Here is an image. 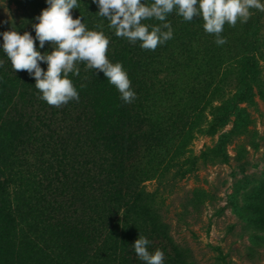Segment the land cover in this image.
I'll return each mask as SVG.
<instances>
[{
  "label": "trees",
  "instance_id": "trees-1",
  "mask_svg": "<svg viewBox=\"0 0 264 264\" xmlns=\"http://www.w3.org/2000/svg\"><path fill=\"white\" fill-rule=\"evenodd\" d=\"M13 1L30 10L14 28L35 38L32 24L47 0ZM78 4L73 18L82 15L89 30L109 38L107 56L122 63L137 99L125 103L103 72L80 63L79 76L69 74L79 101L49 106L38 98L35 78L12 69L0 35V264H143L132 249L139 234L150 240V252L168 249L154 238L172 245L157 205L160 189L171 192L203 166L227 163L235 139L258 146L243 104L264 100V12L253 9L235 27L226 23L220 46L202 18L187 22L173 12V38L153 51L117 37L93 0ZM35 44L52 50L49 42ZM230 122L217 144L195 153V138L214 136ZM245 144L238 143L241 156ZM151 180L159 183L152 192ZM196 193V205L204 203L207 191ZM256 198L239 213L264 231L256 214L264 212V193ZM173 251L164 264L192 263L188 249Z\"/></svg>",
  "mask_w": 264,
  "mask_h": 264
},
{
  "label": "clouds",
  "instance_id": "clouds-1",
  "mask_svg": "<svg viewBox=\"0 0 264 264\" xmlns=\"http://www.w3.org/2000/svg\"><path fill=\"white\" fill-rule=\"evenodd\" d=\"M93 3L99 8L97 14L108 21V27L115 31L117 37L131 44L139 42L142 49L153 51L173 38V28L168 20L173 12L187 22L195 17L202 18L205 32L215 35L218 46L227 43L222 36L226 23L235 27L238 21L246 23L253 9L264 12L261 0H153L151 4L142 0H93ZM47 4L48 7L37 17L38 23L32 24L35 38L29 31L21 34L14 27L0 33L2 49L12 69L27 71L35 78V88L40 94L38 98L56 108L71 101L78 102L79 92L69 74L79 76L78 65L84 63L86 70L103 72L125 103L135 101L137 94L122 63H112L107 56L109 38L103 31L89 30L82 22V15L73 18L72 10L79 8L78 0H47ZM148 20L160 23L142 22ZM36 40L39 48H44L49 42L52 50L39 51ZM45 62L47 70L41 67ZM3 64L4 61L0 60V67ZM86 87L87 84L81 83L80 88ZM150 243L148 238L139 234L132 244L136 257L143 264H164V252L160 249L150 252Z\"/></svg>",
  "mask_w": 264,
  "mask_h": 264
},
{
  "label": "rangeland",
  "instance_id": "rangeland-1",
  "mask_svg": "<svg viewBox=\"0 0 264 264\" xmlns=\"http://www.w3.org/2000/svg\"><path fill=\"white\" fill-rule=\"evenodd\" d=\"M29 11L18 8L13 0H0V33L17 26ZM243 106L250 113L258 146L248 143L249 138L235 139L228 146L231 158L227 163L203 166L197 175L179 181L171 192L160 189L157 205L168 224L172 245L159 238L152 242L167 245L165 258L174 254L173 246L177 245L188 249L191 264H264V231L251 226L239 213L246 199L260 200L256 197L262 198L264 193V100L257 96L255 103ZM231 128L230 122L214 136L195 138V153L217 144ZM241 140L246 142L245 156L238 154ZM158 184L156 180L146 182L151 192ZM198 189H205L207 194L204 203L196 205ZM256 214L264 217L260 209Z\"/></svg>",
  "mask_w": 264,
  "mask_h": 264
}]
</instances>
